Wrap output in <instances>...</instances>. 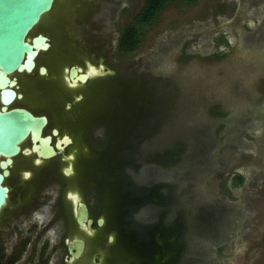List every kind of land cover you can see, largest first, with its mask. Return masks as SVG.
Instances as JSON below:
<instances>
[{
  "label": "rangeland",
  "instance_id": "374dc122",
  "mask_svg": "<svg viewBox=\"0 0 264 264\" xmlns=\"http://www.w3.org/2000/svg\"><path fill=\"white\" fill-rule=\"evenodd\" d=\"M143 3L124 0L125 10L115 11L105 26L102 43L109 34L117 39L129 26L139 37L130 56L105 57V64L117 65L109 68L106 78L93 76L100 89L75 100L74 109L65 102L75 94L57 102L47 97L42 104L57 119L63 118L74 138L70 151L81 167L75 180L122 182L117 169L124 165L126 153L135 148L134 155L144 160L145 150L158 144L164 151L160 162L183 161V170H174L181 190L174 188L172 202L182 200L183 205L185 194L191 206L184 199L182 212L188 214H171L184 220L181 248L176 227H156L155 254L148 252L145 261L264 264V0H166L150 24L139 26L136 13ZM77 28V41H58L63 46L52 49L51 65L68 58L76 63L82 57L102 60L96 54L99 41L83 32L85 28L89 33L90 25L85 21ZM238 73L250 80L231 88L230 79ZM175 92L174 99L187 106L175 110L177 121L192 116L191 128H186L194 150L190 159L179 150L190 139L186 134L168 138L175 130L169 100L171 111L158 116L159 97L170 99ZM156 121L159 127L153 132ZM96 125L106 130L102 150L89 142ZM235 175L243 178L239 186H233ZM52 176L59 177L55 170ZM97 189L101 193L102 185Z\"/></svg>",
  "mask_w": 264,
  "mask_h": 264
},
{
  "label": "flooded vegetation",
  "instance_id": "af4514ba",
  "mask_svg": "<svg viewBox=\"0 0 264 264\" xmlns=\"http://www.w3.org/2000/svg\"><path fill=\"white\" fill-rule=\"evenodd\" d=\"M123 2L124 0L57 1L53 10L40 19L28 35L29 40L41 36L48 45L46 50L39 51L34 70L31 73L8 75L13 85L7 89L12 90L15 97L5 107L7 110L24 109L35 117H45L47 122L41 136L50 137V145L56 156L50 159L40 158L31 151L32 142L28 138L20 145V153L11 157V164L5 168L0 167L1 175L4 171L7 172L1 186L8 190L4 203L0 206V264H205L204 261H190L189 258H184L186 261H145L148 252L152 256L155 254L157 238L153 237L157 234L156 227L161 230L168 228V231L176 227L179 230L178 244L180 248L182 246L181 229L184 220L172 219L171 214L181 210L178 215L185 217L188 213L182 212L186 207L184 202L188 201L190 207L191 198L187 195L185 197L182 191L183 205L182 200H171L174 188L181 190L180 182H174L173 177L174 170L178 171L177 168L170 167L169 162H160L167 164V167L163 165L161 168L164 169L160 170L156 160H149L148 156L144 157V160L137 159L138 156L134 155L136 149L133 148L126 153L124 165H119L117 169V175L123 178L122 182L101 184L96 183V179H86L84 182L75 180V177L80 176L81 167L79 163H75V153L70 151L74 146V138L63 118L57 119L42 105L47 97L57 102L64 96L75 94L74 100L65 102L67 107L69 105L68 109H74L75 100L82 101L86 92L100 89L97 83L92 82L93 76L106 78L109 68L117 65L105 64V57L109 59L116 54L124 55L117 49L121 35L133 28L136 32L135 39L139 37L136 28L129 26L117 39L109 34L106 42H100L107 35L105 26L115 11L125 10V6L121 7ZM146 3L147 0H144L143 6L136 13L137 17L142 14ZM85 21L90 25V34L85 28L83 32L90 40L99 41L95 44L96 54H99L102 60L82 57L81 63H76L68 58L69 61L66 60L62 64L51 65L55 56L52 49L63 46L58 41L65 40L67 45L73 44L77 41L78 24L82 25ZM150 22L138 24L146 26ZM111 41L116 42L114 47ZM40 67L45 68V75L39 74ZM71 67L81 68L84 74L89 73L91 67L97 72L89 77L83 87L73 86L68 91L65 89V78ZM18 95L20 97H17ZM171 103V119H178L175 110L182 106L187 107L184 106L186 102L178 100L177 103ZM168 105L170 104H161L158 116H162L165 111H171L168 110ZM2 107L4 104L1 102L0 89V109ZM64 137L70 139L69 144L61 143ZM172 137L174 133H169L168 138ZM106 141L105 128L96 125L91 131L90 145L102 150ZM59 142L61 145L58 147ZM188 143L189 141L185 142L180 151L191 155L193 149L187 146ZM26 150L29 153H26ZM162 150L157 144L149 146V150L145 152H152L153 155L155 152L156 155ZM136 153L139 154V151ZM185 158L190 159V156ZM6 159L0 156L1 161ZM53 170L59 177L52 176ZM66 170L69 171L68 174ZM97 185H102L101 193L98 192ZM80 205L85 207L87 213L83 226L77 220ZM88 220L90 224L87 223ZM74 240L81 243V252L77 258L70 261L71 255L76 253L74 244L72 250L70 246Z\"/></svg>",
  "mask_w": 264,
  "mask_h": 264
},
{
  "label": "water",
  "instance_id": "95a60500",
  "mask_svg": "<svg viewBox=\"0 0 264 264\" xmlns=\"http://www.w3.org/2000/svg\"><path fill=\"white\" fill-rule=\"evenodd\" d=\"M57 1L59 0H0V89L1 102L4 104V107L0 109V156L7 158L6 161L0 160L1 168H5L6 165L8 166L11 164V157L20 153V145L28 138H30L32 142L31 151L36 153L40 158L50 159L56 156L55 150L50 145V137L41 136V131L47 122L45 117H35L30 112L19 108L7 110L5 106H7L15 97V93L12 90L7 89V87L13 85V83L10 82L8 75L13 73H31L35 68L36 60L39 57V51L46 50L48 47V45L44 43L45 38L37 36L32 40H29L28 35L35 26L38 25L40 19L53 10ZM101 68L103 69V67ZM96 72L97 71L94 67H91L90 72L86 74L82 73L81 68L71 67L65 78L66 84H68L67 82H70L71 84H65V89L70 91L73 86L84 85L89 77ZM39 74L45 75V68L40 67ZM249 80L250 77L246 74L242 75L241 73H238L230 79L232 82L231 88H235L236 84H239L238 81L243 83ZM239 86H241V83ZM176 95H178L176 92L174 95L170 94V99L159 97L160 94H158V97L161 100V104L168 103V100L170 103L171 101L177 103L178 99H174L173 97ZM17 97L20 96L18 95ZM197 111L199 110L196 109V112ZM191 117L189 119H187V117L185 119L182 118V123H180V120L178 122L177 119H171L170 122L171 126L174 123V134L177 137L179 136L180 138L182 134H186L184 136L190 138L187 146H190L192 142V136L186 129L189 127L191 128V122L189 121L192 119ZM158 127L159 123L157 125L156 121L153 125V132ZM53 133L56 135V131ZM61 143L67 145L70 143V139L64 137ZM61 143L59 142L57 146L59 147ZM181 148H183V146H181L179 150H181ZM26 153H29V151L26 150ZM153 153L154 155L152 152L147 153L149 160H156V164L158 163L157 166L160 170L164 169L161 168L163 165L167 167V164L160 163V159L163 158L161 154H164V151L156 153V155L155 152ZM193 154L192 150L190 158ZM167 162L171 163L169 164L170 167H176L178 163V167H176L177 170H183L181 168V162L179 165V162L173 163L167 160L164 161V163ZM154 166L157 167L156 165ZM66 173L68 174L69 171L66 170ZM6 175V171H4L3 175L0 174V206L4 203L5 195L8 191L7 188L1 186L3 178ZM86 215L85 207L80 205L77 220L82 226L83 220L87 218ZM87 223L90 224V220H88ZM99 224H101V220H99ZM73 244L75 248L73 247ZM70 246H72L71 250L73 248L76 249V253L71 255L70 261H72L73 258H77L80 255L81 243L74 240Z\"/></svg>",
  "mask_w": 264,
  "mask_h": 264
},
{
  "label": "trees",
  "instance_id": "16d2710c",
  "mask_svg": "<svg viewBox=\"0 0 264 264\" xmlns=\"http://www.w3.org/2000/svg\"><path fill=\"white\" fill-rule=\"evenodd\" d=\"M189 3H194L195 0H187ZM166 0H147L146 6L142 12L137 17V20L141 24H146L152 20L155 13L164 5ZM136 38L135 29L130 28L129 30L125 31L117 44V49L124 53V55L130 56L131 52L135 50L138 39ZM243 182V178L240 175H235L233 178V186H239Z\"/></svg>",
  "mask_w": 264,
  "mask_h": 264
},
{
  "label": "bare ground",
  "instance_id": "6f19581e",
  "mask_svg": "<svg viewBox=\"0 0 264 264\" xmlns=\"http://www.w3.org/2000/svg\"><path fill=\"white\" fill-rule=\"evenodd\" d=\"M63 169V168H62ZM64 170V169H63Z\"/></svg>",
  "mask_w": 264,
  "mask_h": 264
}]
</instances>
